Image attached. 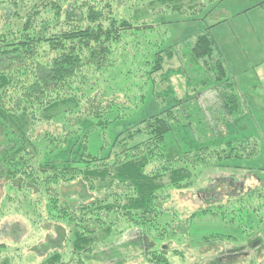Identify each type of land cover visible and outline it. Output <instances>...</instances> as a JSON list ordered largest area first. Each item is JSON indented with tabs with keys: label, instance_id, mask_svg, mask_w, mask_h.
I'll use <instances>...</instances> for the list:
<instances>
[{
	"label": "trees",
	"instance_id": "obj_1",
	"mask_svg": "<svg viewBox=\"0 0 264 264\" xmlns=\"http://www.w3.org/2000/svg\"><path fill=\"white\" fill-rule=\"evenodd\" d=\"M8 1L10 15L0 22V183L10 208L2 214L19 212L33 218L36 215L31 213L40 208L42 220L34 223L55 226L58 237L35 247L36 257L45 258L40 264H89L91 260L124 264L125 256L110 240L118 231L126 235L137 232L138 241L132 244L146 250V244L152 246L149 238L160 228V238L172 230V235L188 236L186 242L192 243L191 233L194 228L201 229L207 218L229 220L232 225L238 224V219L253 223L259 211L246 200L252 194L245 195L244 187L236 186L230 203L239 206L227 211L223 199L216 197L220 191L211 185V178L205 180L210 183L206 207L182 220L164 208L172 192L192 189L199 199L202 194L207 197V189L198 188L204 175L215 170H244L231 162L259 154V144L252 137L187 149L172 157L166 154L167 136L175 127L184 125L193 132L196 127L212 141L218 137V125L245 112V99L213 36L214 25L192 38L168 42L172 23L206 21L218 13L224 0H123L122 13L114 11L112 0H70L66 9L61 3L64 0L23 5L20 0ZM2 4L8 5L6 1ZM51 7L61 32L52 33L50 19L38 23ZM177 14L181 19L172 21ZM13 18L22 23L20 33ZM223 21L226 19L218 23ZM42 48L49 49L50 59L37 63ZM52 49L59 53L56 58ZM128 63L134 66L125 71ZM82 66L94 67L101 74L91 81L90 95L68 83ZM174 78L186 81L184 98L176 93ZM134 80H138L135 88L140 95L134 94L129 105H121L119 95L130 91ZM150 83L156 102L162 106L171 99V106L119 132L108 155L88 153L92 129L83 128L85 121H93V129L105 130L143 104ZM76 93L85 97V105ZM206 94L218 102L214 109L203 107L201 100ZM53 121L64 127L62 132L44 137L37 134L39 125ZM73 140L84 143L78 160L52 158ZM241 179L232 176L230 183L240 184ZM74 183L83 187L76 203L61 193L62 187ZM253 192L264 200V188ZM260 222L264 224L261 215ZM221 238L204 234L196 239L210 244ZM102 245L106 249L101 250ZM8 250L0 243V264H16L17 257L6 254ZM144 253L151 264H171L167 248Z\"/></svg>",
	"mask_w": 264,
	"mask_h": 264
},
{
	"label": "rangeland",
	"instance_id": "obj_2",
	"mask_svg": "<svg viewBox=\"0 0 264 264\" xmlns=\"http://www.w3.org/2000/svg\"><path fill=\"white\" fill-rule=\"evenodd\" d=\"M4 1H6L8 5H0L1 23L6 21L4 18L5 15L6 17L10 15V1L0 0L2 3H4ZM29 1H36L38 3L51 1L53 3L59 2L60 0H20V5ZM64 1V3L63 1H61V3L63 9H66L70 0ZM84 1L93 3L96 0ZM111 2L114 3V11L118 13L125 12L121 4L124 2L123 0L119 2L118 0H115V2L112 0ZM125 3L127 4V1ZM22 15L24 16V14ZM221 18L226 19V21L218 23V20H221ZM49 19L54 28L52 29V33L61 32L62 26L59 25L56 27L58 22L55 19L52 7L51 10L49 8L48 12H45V15H41L38 18V23L41 24L43 23L42 21ZM179 19H181V16L178 14L172 17V21ZM13 20L16 21L20 28V30L17 28L16 32L20 33L23 28L22 23L20 20H15V18H13ZM209 25H214L212 28L213 36L224 54L227 65L229 66L230 76L235 79L245 99L246 109L244 114L238 119L218 125L216 129L218 137L212 141L203 137V135L196 130V127H194L195 132L184 125L175 127L173 132L167 136L166 154L172 157L187 149L205 145L224 144L229 141L247 137L254 138L259 144V154L249 160H235L231 162L232 165L241 166L244 170L212 171L209 175L203 176V181L199 184L198 188L204 186L205 189H207L206 194L209 193L210 190L208 187H210V183H207L205 180L211 178V185L217 186V189L220 191V194H217L216 197L218 199H223V204L227 205L225 206V210L231 211L233 209L236 210L239 206L230 203L232 201L231 196L235 195L234 190L236 186H239V188L244 187V191L248 192L245 193V195L252 194V196L246 200L251 203L252 208L258 209L259 213L257 214L259 216L255 215L256 218L253 220L252 224L249 219H245L246 223L238 219V224L236 225L229 224V220L220 222L217 218H207L208 220L206 219L207 221L204 225H201V229L194 228V232L191 233L190 237L193 238L192 243L186 242L190 240L188 236L178 233L172 235V230H168L166 237L160 238L163 230L160 228L157 232H154V237L149 238V240L152 241V246H150L149 243L146 244L148 245L146 246V250H161L167 248L170 252L169 258L171 264L264 263V224L260 222V215L264 221V200H261L263 196L261 197L257 192H253V190L264 188V0H224L220 5L218 13L207 18L206 21L200 18L194 21L172 23L170 25L168 42L169 44H173L183 39L192 38L205 30ZM17 37L18 35L14 33V38ZM53 51L52 49V52ZM49 54L51 53L48 48L40 49L37 63L47 62L50 59H48ZM53 54L55 58L59 55L56 51H54ZM37 63H34V66L37 65ZM133 66V64L131 65V63H128L124 67V70L127 71ZM174 68H178V65L175 63ZM113 74L115 75L116 71H114ZM100 75L101 74L98 75L94 67L82 66L77 76L72 78L68 83L80 87L87 95H90L91 89H93L91 81H96ZM185 82L184 79L174 78L172 80L176 93L181 98H184L187 93V88L184 86ZM129 84L130 82L128 83V87ZM133 84V87L128 88L130 91H126L124 94L119 95L121 105H129L135 97L134 94L137 96L140 95L139 91L135 88L138 84V80H134ZM104 87H106V85H104ZM189 92L190 90H188V93ZM92 94H95V92ZM76 96H78L79 101H84L83 105H85V97L78 93H76ZM211 96L212 95L206 94L201 100L205 109L209 107L214 109L215 106H217L218 102ZM171 102V99H168L165 104L162 106L159 105L155 100L152 85L150 83L147 87V94L143 104L135 112L127 114L125 117L110 123L105 130L99 128L93 129L91 127L94 122L85 121L83 128L92 129L88 134L87 152L94 156L108 155L111 150V144L115 141L119 132L126 130L130 125H136L144 119L160 113L163 109L170 107L172 104ZM215 115H218V113L216 112ZM208 121L211 123L210 120ZM59 124L54 121L45 122L37 127L36 132L42 137L48 133L57 135L62 132L64 128L63 126H57ZM83 150V141L78 140V142H76V140H73L66 148L52 155V158L58 161L68 159L78 160ZM232 176L236 177V179L243 178L241 179L242 182L240 181V184H234V186L231 185L230 177ZM2 184L1 182L0 243L7 245L9 250L6 254L15 255L17 257L15 258L16 264H40L45 258L36 257L35 247H43L45 244H48L50 239H56L59 234L55 232V226L50 227L47 222L44 225L34 223L42 220V218L39 219L40 208L38 209V213H31L36 216H33V218L29 217L30 219L19 212H13L7 214V216H3L2 211L9 209L10 205L5 201L7 193ZM82 189L81 183H74L73 186L62 187L61 193L70 195L72 199L75 200L74 203H76L80 200V192ZM209 199L210 197L208 194L207 197L202 194L199 199L196 190L192 189L184 190L183 192H172V198L166 199L164 208L167 210L169 209V213H177L180 217L179 219L182 220L190 217L192 213L198 209L206 207V203ZM11 209H13V207ZM134 234L137 235V232H130L126 235V233L120 234L118 231V233L110 239L115 246L114 249L123 253L125 256H123V261H125L123 262L124 264H151L144 253L146 251L145 248L141 250L138 246L132 244L134 241H138V237ZM204 234L221 235L222 240L210 244H201L196 238L202 237ZM150 236H152V234H150ZM228 236L233 238L229 239ZM130 244L131 247H129ZM100 249H106V246L102 245ZM66 258H70V256L68 255ZM220 259L222 261L218 263ZM88 263L106 264L93 260Z\"/></svg>",
	"mask_w": 264,
	"mask_h": 264
}]
</instances>
